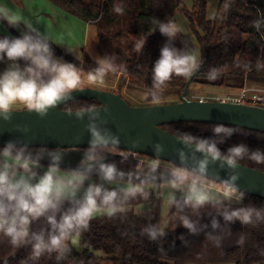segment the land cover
<instances>
[{
	"label": "clouds",
	"instance_id": "1",
	"mask_svg": "<svg viewBox=\"0 0 264 264\" xmlns=\"http://www.w3.org/2000/svg\"><path fill=\"white\" fill-rule=\"evenodd\" d=\"M113 11L123 14L124 8L114 3ZM0 19L20 32L19 36H0V63L6 64L0 71V121L10 123L18 107L45 119L60 105L74 103V92L83 82V69L57 57L49 37L28 20L10 13L0 15ZM152 23L167 38L151 69L152 86L159 88L174 75L190 76L198 61L185 42L181 41L183 47L175 46L180 29L173 19L153 18ZM252 25L257 31L264 28V14ZM144 44L145 40L137 44V51H142ZM66 51L73 54L71 49ZM95 64L88 71L90 83L102 80L107 71L117 67L116 57L109 54L97 57ZM256 67H262L260 61ZM216 71L210 70V78H215ZM109 111L106 105L85 103L68 112L83 122L89 136L80 161L70 170L62 167L66 154L60 149L34 147L17 140L0 147V234L8 237L13 247L30 246V259L44 253H56L57 261L64 259L73 234L87 229L91 218L102 209L110 216L122 210L123 203L133 194L127 186L132 184V174L107 159L109 151L120 145L119 137L107 127L105 115ZM17 130L26 134L30 128L17 126ZM211 133L207 137L180 133L175 138L180 145L175 150L176 159L162 169L159 178L169 189L167 203L175 209L179 226L190 235L203 233L219 247L231 235V224L264 223V206L245 204L247 192L238 183L242 175L240 161L247 158L264 163V150L234 143L222 151L220 145L231 139L236 129L217 123ZM138 144L139 141L134 142V146ZM165 151L163 143L153 144L157 158H163ZM45 159L47 165L42 164ZM213 168L226 175L212 174ZM210 183L216 186L215 192L210 190ZM114 184L121 186L112 187ZM205 208L207 223L201 212ZM34 224L39 226L33 229ZM142 234L159 241L167 232L159 224L149 223Z\"/></svg>",
	"mask_w": 264,
	"mask_h": 264
},
{
	"label": "trees",
	"instance_id": "2",
	"mask_svg": "<svg viewBox=\"0 0 264 264\" xmlns=\"http://www.w3.org/2000/svg\"><path fill=\"white\" fill-rule=\"evenodd\" d=\"M47 1L82 21L98 23L102 17L107 19L115 0ZM116 3L123 6L124 12L121 15L128 21L131 30L125 32L114 28L112 38L105 47L106 53L101 52V57L106 54L116 57V69L107 72L115 76L120 75L119 90L122 83L132 77L140 79L137 83L143 87L151 100H160L172 95L179 99L190 76L174 75L164 85L153 88L151 72L160 55L161 48L156 47V43L159 38L165 41L167 39L158 29L155 30L152 20L173 19L177 12L186 18L200 52L198 64H201L202 69L191 84L226 86L236 91L246 86H264V28L257 31L252 25V21L264 14V0H218L213 20L207 18L205 0H193L190 10L182 5V0H116ZM0 22L12 32V36L20 35L9 27L7 20L0 19ZM110 22L115 23L116 19L112 18ZM104 25L105 22L100 24L101 27ZM144 40L143 50L137 51L136 45ZM181 41L192 47L189 37L182 34H179L175 46L179 47ZM52 47L57 57H63L65 61L82 69H92L96 66L95 62L86 56L77 60L54 44ZM257 61L262 64L259 69L256 67ZM211 69L217 70L215 78L209 76ZM85 103L98 104L94 100H76L61 108L71 111L77 104ZM213 125L215 124L180 122L162 125L161 128L175 136L189 132L198 137H207L212 135ZM233 128L236 129V134L220 145L222 151L234 143H245L250 149L264 150L263 133ZM111 151L119 156H111L109 160L115 162L123 172L132 174L133 186H154L150 189H131L133 194L122 205V208H127L139 203H149L148 219L138 216L133 210L115 212L111 216L95 214L87 229L70 237V251L60 261H57L56 253H44L37 259H30V246L13 247L9 238L0 234V264H264V223L253 226L242 225L237 221L231 224V235L226 236L219 247L208 241L203 233L190 235L188 231L182 234V237L178 238L181 240L178 241L170 240L177 236L176 232L171 233L169 241L149 240L142 234V229L149 223L159 224L161 227L159 187L164 183L141 181L136 178L152 170H155L157 175L163 168L150 165L137 170L133 156L124 155L125 152L115 148ZM240 164L264 172V163L245 158ZM244 203L261 207L264 206V199L247 195ZM207 211V208L201 210L205 223L209 222ZM168 223L170 226L180 224L175 209L169 205ZM38 226L34 224L32 227L35 229ZM72 238L78 239V250L70 245Z\"/></svg>",
	"mask_w": 264,
	"mask_h": 264
},
{
	"label": "water",
	"instance_id": "3",
	"mask_svg": "<svg viewBox=\"0 0 264 264\" xmlns=\"http://www.w3.org/2000/svg\"><path fill=\"white\" fill-rule=\"evenodd\" d=\"M201 69V64H198L188 78L179 100L174 103L132 106L118 93L92 87H80L74 92V97L76 100H94L99 107L108 106L110 111L105 115L107 127L119 137L120 145L115 149L125 152L124 155L137 154L173 163L176 159L175 150L180 145L175 140L177 136L165 131L161 126L180 122L222 123L264 134V107L223 100L188 98L191 82ZM63 105L65 104L51 110L45 119H40L35 113H29L24 108L16 109L10 123L0 121V147L7 141L17 140L34 147L60 149L66 154L63 169L75 168L81 159V153L88 146L89 136L84 131L83 122L70 117L69 111L61 108ZM24 125L30 128L26 134L17 130V126ZM136 141H139V144L134 146ZM156 142L165 145L163 158L154 155L153 144ZM111 156L119 154H109L107 159ZM47 163L46 159L42 161V164ZM240 167L242 175L238 183L241 189L245 190L247 195L264 199V172L242 164ZM161 171L156 175V171L152 170L136 179L162 182L159 178ZM211 173H218L221 177L226 175L224 171L216 168L211 169Z\"/></svg>",
	"mask_w": 264,
	"mask_h": 264
},
{
	"label": "rangeland",
	"instance_id": "4",
	"mask_svg": "<svg viewBox=\"0 0 264 264\" xmlns=\"http://www.w3.org/2000/svg\"><path fill=\"white\" fill-rule=\"evenodd\" d=\"M1 2L5 3V8L7 9V12L2 8V5L0 3V13L1 15H8L9 13L13 16L12 13H14L15 16H18L16 11V5H13V3L10 0H0ZM207 3L206 8V15L209 20H213L216 11L218 8V0H205ZM25 2H31L34 6L40 5L36 13H40L39 11H42L43 8L46 6L44 3L40 0H28ZM116 3V0L114 1ZM110 8L109 15L107 16V19H102L98 23L90 22L87 23L85 21H82L81 19L72 16L69 13L60 14L59 17L49 18V17H43L41 19V15L39 17H36V20L34 21L37 28L45 33L50 41L61 51L66 53L67 55L77 59L82 60L84 56L88 57L90 60L96 62L97 57H101V52L106 53L105 50L107 48L106 44L109 43V40L112 38L113 30L114 28H118L120 30H124L125 32H130L131 28L129 27L128 21H125L123 18V15L117 14L113 11V5ZM50 4V3H49ZM182 5L187 9L190 10L193 6V0H182ZM13 6V7H11ZM51 6H54V4L51 3ZM57 8L56 6H54ZM45 8L46 10H51L52 12H56L57 9H51ZM60 10V9H59ZM58 11V10H57ZM35 12H32V14ZM10 18V17H9ZM39 18V19H37ZM112 18L116 19V22H110ZM109 19V20H108ZM173 20L177 23L180 33L184 36H188L192 47L188 45V47L193 51L196 60L198 61L200 59V52L197 45V41L192 35V33L189 30V24L186 20V18L180 13L177 12L175 16L173 17ZM6 21V20H5ZM105 25L103 27L100 26V24L104 23ZM3 26V27H2ZM5 26L0 22V35L4 34L2 33L3 30H5ZM15 28H13L14 30ZM18 31L17 29H15ZM11 32V31H10ZM12 32L10 33V35ZM165 43V40L160 39L156 43V47L161 48L163 44ZM179 47H183L181 42H179ZM67 49H71L72 53H68L66 51ZM4 63H0V71H2L5 66H3ZM90 69H83L82 72V87H92V88H98L106 91H110L113 93H118L121 95V97L130 105L132 106H149V105H156V104H167V103H174L177 102L179 99L177 96L172 95L166 98H162L160 100H151L148 96L147 92L144 91L143 87L140 86L137 82L140 80L138 78H127L120 87V75H114L110 73H106V75L103 77L102 80L97 81L96 83H90L88 80V71ZM191 90L188 94V98L191 100H196L197 98H209L208 100H217L222 99L226 96L237 94L235 89H229L226 86H203V85H190ZM19 109V108H17ZM22 109V108H20ZM108 157V156H107ZM143 161H145L144 167L156 166L155 163L161 164L163 168L167 167L171 163L165 162L162 160H156L151 157L147 156H140ZM153 164V165H152ZM45 165V164H44ZM65 170V169H64ZM62 174L64 172L62 171ZM95 179V178H94ZM140 186H149V185H140ZM209 188L211 191H216V186L209 184ZM139 189V188H135ZM146 189V188H141ZM161 199H160V220H161V228L164 229L167 232L166 237L171 238V233L176 232L177 236L172 240L178 241L181 239H178L179 237H182V234H184L187 230L183 228L182 226L176 225V226H170L168 223V203H167V195L168 191H161ZM143 204V203H139ZM166 238H163L165 240ZM166 241H169L166 239ZM170 241V242H171ZM70 245H72L73 248L76 250L79 249V243L77 238H72ZM98 255H101V253H98Z\"/></svg>",
	"mask_w": 264,
	"mask_h": 264
},
{
	"label": "crops",
	"instance_id": "5",
	"mask_svg": "<svg viewBox=\"0 0 264 264\" xmlns=\"http://www.w3.org/2000/svg\"><path fill=\"white\" fill-rule=\"evenodd\" d=\"M10 1L13 3V5H16L17 14L20 17H17V16L14 15V13H12L13 16H15L16 18H18L20 20H28L36 28H37V26H36V24L34 22L36 20V17H39L41 15V17H40L41 19H43V17L44 18L45 17H49V18H53L54 19V17H59L60 14H65L66 13L65 11H63L60 8H59L60 10L57 9L58 8L57 6H56L57 8H55L54 7L55 5L51 6V3L49 4V2L47 0H40V1H42L44 3V5L46 6L45 8L52 7L51 9H57L58 11L56 10V12H52L50 9L46 10L45 8H43L42 11H39L40 13L38 14V13H36V11L40 7V5L39 6L38 5L34 6L31 2H25V1H28V0H10ZM0 3L2 5V8L7 12V9L4 6L5 3L1 2V1H0ZM11 7H13V6H11ZM32 12H35V13L32 14ZM37 19H39V18H37ZM45 21H46V18H45ZM16 32L20 34L19 31H16ZM2 33L4 35H10L11 32L7 28H5V30H3ZM11 36H12V34H11ZM3 66L6 67V64H3ZM254 87H258V88L264 89V86H254ZM229 89H231V88H229ZM205 99L207 100L209 98L205 97ZM217 100H221V99H217ZM18 108L20 109V108H23V107H18ZM119 186H121V185H119V184L112 185V187H119ZM127 186L129 187L130 190L133 189V188H139V189H141V188H149V189L150 188H154L153 185H149V186L145 187V186H140V185L133 186L132 184H130V185H127ZM159 189L161 191H166V190L169 191V189L167 188V186L165 184H161ZM129 210H133L138 216H142L145 219H148L149 212H150V205H149V203L146 202V203H143V204H137L134 207L122 208V210H118L116 212H124V211H129ZM96 214H107V210L102 209L101 211L97 212ZM164 238L170 239V238H168V236L164 237Z\"/></svg>",
	"mask_w": 264,
	"mask_h": 264
},
{
	"label": "built area",
	"instance_id": "6",
	"mask_svg": "<svg viewBox=\"0 0 264 264\" xmlns=\"http://www.w3.org/2000/svg\"><path fill=\"white\" fill-rule=\"evenodd\" d=\"M236 92L238 93L234 95L226 96L221 100L227 102H233V103L247 104L257 107H264V89L254 86H246L237 90ZM196 100H206V99L203 97L201 98L199 97ZM127 155L133 156L137 170H141L142 168H144L145 161L139 158L140 155L129 154V153H127ZM155 164L156 166L158 165L157 163Z\"/></svg>",
	"mask_w": 264,
	"mask_h": 264
},
{
	"label": "flooded vegetation",
	"instance_id": "7",
	"mask_svg": "<svg viewBox=\"0 0 264 264\" xmlns=\"http://www.w3.org/2000/svg\"><path fill=\"white\" fill-rule=\"evenodd\" d=\"M82 81H83V80H82ZM207 100H208V99H207ZM109 154H115V153H114L113 151L110 150L109 153H108V155H109ZM108 155H107V156H108ZM110 158H111V157H110ZM156 167L163 168V166H162L161 164H158Z\"/></svg>",
	"mask_w": 264,
	"mask_h": 264
}]
</instances>
